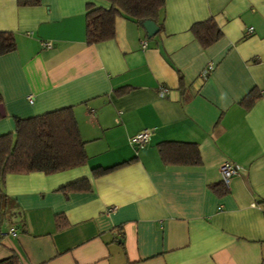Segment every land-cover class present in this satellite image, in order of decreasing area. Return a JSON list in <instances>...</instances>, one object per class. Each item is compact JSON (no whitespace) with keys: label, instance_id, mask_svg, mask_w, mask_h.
<instances>
[{"label":"crops","instance_id":"0c3cea01","mask_svg":"<svg viewBox=\"0 0 264 264\" xmlns=\"http://www.w3.org/2000/svg\"><path fill=\"white\" fill-rule=\"evenodd\" d=\"M38 2L0 0V32L16 41L0 56V136L14 133L15 118L71 107L87 162L5 176L0 260L264 264V0H165L155 36L121 16L113 38L93 45L86 6L107 3ZM210 18L222 37L202 48L190 27ZM253 89L261 98L246 110L240 101ZM165 142L196 144L201 163L164 164L157 146ZM225 162L240 174L220 195L212 186ZM79 180L90 190L59 191Z\"/></svg>","mask_w":264,"mask_h":264},{"label":"trees","instance_id":"16d2710c","mask_svg":"<svg viewBox=\"0 0 264 264\" xmlns=\"http://www.w3.org/2000/svg\"><path fill=\"white\" fill-rule=\"evenodd\" d=\"M108 8L86 6L85 40L88 45L110 40L114 36V22L117 17L133 19L145 32L144 22L149 21L161 30L160 14L165 0H103ZM38 0H17L18 6H36ZM190 32L202 48H207L222 37V31L212 18L193 24ZM16 41L11 32H0V56L14 51ZM122 88L118 92H124ZM261 94L251 90L241 101L240 106L249 109ZM0 104L2 98L0 95ZM2 117L0 116V119ZM15 131L0 136V214L8 215L10 200L2 192L5 176L8 174H28L39 172L45 175L55 174L68 169L83 166L87 162L76 120L71 107L61 108L28 119H14ZM161 161L166 165L195 166L201 163L196 144L165 142L157 146ZM135 159L108 168L92 169L99 177ZM227 186L223 182L212 186L220 195L226 194ZM87 180H79L63 186L59 191L68 193L89 191ZM64 225L57 221V228ZM0 264H21L16 255L0 260Z\"/></svg>","mask_w":264,"mask_h":264},{"label":"built area","instance_id":"2783aa9c","mask_svg":"<svg viewBox=\"0 0 264 264\" xmlns=\"http://www.w3.org/2000/svg\"><path fill=\"white\" fill-rule=\"evenodd\" d=\"M47 47H50L51 44L50 43H47L46 44ZM141 47L142 49H145L146 48V43L143 41L141 42ZM212 70V65L209 64L207 66V68L202 72V78H206V76L209 74V72ZM166 93V91L162 90L161 91V95L163 96L164 94ZM146 137L147 135L146 134H141V135H138L136 136L134 139H133V142L137 145H141L143 144L145 141H146ZM220 175H221V179H222V182L224 184H226L232 177H235L237 175L240 174V169L238 168V166L232 164V163H229V162H225L223 163L221 166H220ZM112 210V209H110Z\"/></svg>","mask_w":264,"mask_h":264},{"label":"water","instance_id":"95a60500","mask_svg":"<svg viewBox=\"0 0 264 264\" xmlns=\"http://www.w3.org/2000/svg\"><path fill=\"white\" fill-rule=\"evenodd\" d=\"M143 26H144V29L146 30L148 38H151V37L155 36L158 33V28L152 22L146 21V22H144ZM4 115H5L4 108L0 104V116L4 117Z\"/></svg>","mask_w":264,"mask_h":264}]
</instances>
